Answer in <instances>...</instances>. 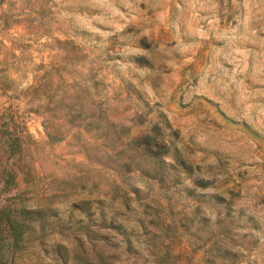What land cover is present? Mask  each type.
<instances>
[{
  "label": "rangeland",
  "instance_id": "374dc122",
  "mask_svg": "<svg viewBox=\"0 0 264 264\" xmlns=\"http://www.w3.org/2000/svg\"><path fill=\"white\" fill-rule=\"evenodd\" d=\"M0 84V212L53 210L43 264L71 231L66 264H148V190L172 206L175 264H264V0H0ZM140 134L165 181L138 172ZM121 178L125 208L102 197ZM121 223L129 245L100 228Z\"/></svg>",
  "mask_w": 264,
  "mask_h": 264
},
{
  "label": "trees",
  "instance_id": "16d2710c",
  "mask_svg": "<svg viewBox=\"0 0 264 264\" xmlns=\"http://www.w3.org/2000/svg\"><path fill=\"white\" fill-rule=\"evenodd\" d=\"M128 145L133 148L136 158L145 159L144 163L137 162L135 164L141 176L149 180H157L158 182L166 180L167 176H165L160 167L165 161V154L157 156L154 152V150L158 148V141L154 136L140 134L137 137L131 138ZM170 159L173 169L185 171L186 163L176 151L171 154ZM168 179L176 185L179 183V179L176 176H169ZM191 182L200 188H205L209 184L208 180L203 178H196ZM128 188L129 186L121 178L118 182H113L111 189L108 192L102 193V197H106L111 193V198H113L114 195L120 191L122 192V197L119 206L125 208L129 202ZM148 192V196L145 199L149 200V202L155 206L154 213L151 215L152 218L147 223L141 219L134 221V225L141 231H146V229L149 228L154 230L153 237L144 240L147 255L145 256L147 257L145 262L148 264H175L174 256L171 254L169 247L163 242V239H166V237L169 236L171 238L172 236L170 235H174L173 230L175 229V225L165 224L164 221L161 220V218H167L165 216L166 212L171 210L172 206L169 202H166L165 207H162V203L157 200L162 198H158V196L154 195L150 198V190H148ZM133 193L139 198L140 192L138 190H133ZM87 205H89V202L81 201L79 204L72 205V207H78L81 210H89V208H86ZM98 213V220L105 225V214L100 206L98 207ZM52 216H54L53 210H27L20 208L15 211L13 217L9 213H6V211H1L0 264H43L41 253H46L47 251L46 242L38 238L36 245H33V241L35 239V233H45L47 231L50 226H48V218ZM59 228L63 231L65 229V223L61 224ZM100 228L119 231L118 233L123 237L127 245L131 243L130 237L136 232L135 228H132L129 231L130 233L127 232L122 223L112 228L109 226H101ZM71 233L72 234L68 236L60 235L62 240L52 242L50 245V249L53 252V261H55L56 264H66L69 260L70 253H73L74 250L81 247L80 245L77 246L74 244L78 242V240L73 237L75 235L73 231H71ZM59 234H62V232ZM137 239L139 238L137 237ZM213 253L214 252L208 253L207 262L204 260L203 264L216 263L215 253ZM98 259L101 260V264H113L104 261L105 259L102 255H98Z\"/></svg>",
  "mask_w": 264,
  "mask_h": 264
}]
</instances>
